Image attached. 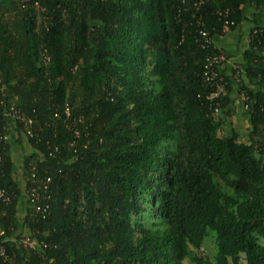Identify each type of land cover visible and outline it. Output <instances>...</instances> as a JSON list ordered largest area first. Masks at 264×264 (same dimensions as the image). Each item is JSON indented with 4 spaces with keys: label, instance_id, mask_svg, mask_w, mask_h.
Segmentation results:
<instances>
[{
    "label": "trees",
    "instance_id": "1",
    "mask_svg": "<svg viewBox=\"0 0 264 264\" xmlns=\"http://www.w3.org/2000/svg\"><path fill=\"white\" fill-rule=\"evenodd\" d=\"M199 1L0 0V187L15 195L0 239H16L0 264H264V43L244 52V137L231 85L219 114L208 99L197 43L198 27L222 34L224 9L230 31L263 27L264 0ZM13 134L34 149L21 168ZM48 178L50 214L26 195L21 216V186Z\"/></svg>",
    "mask_w": 264,
    "mask_h": 264
},
{
    "label": "built area",
    "instance_id": "2",
    "mask_svg": "<svg viewBox=\"0 0 264 264\" xmlns=\"http://www.w3.org/2000/svg\"><path fill=\"white\" fill-rule=\"evenodd\" d=\"M205 4V0H200L197 3H194L195 7H200ZM221 21L223 22V30L222 33L230 32L231 27L235 26L234 20L231 18V12L229 9H224L219 14ZM197 43L200 49L204 50L207 55L205 57V62L203 65V76L205 77V83L207 87L211 89V94L208 97L210 100H220L217 102L216 112L220 113L221 110L218 108L220 102H222L223 98L227 95V87L229 85L226 78L221 73L222 69L227 63V57L221 49H219L213 39V35H211L205 28L198 27L197 30ZM264 43V26L263 27H253L250 38H249V48H253V50H257V44ZM242 100L245 101L246 97L244 94H240ZM245 108L248 110V106L245 105ZM71 110L69 108L66 109L65 113L67 117L71 116ZM9 116L11 119H20V121H24V127L26 130L27 137H32L33 134L29 129L32 121L30 119L25 118L23 115L19 114L12 107L10 108ZM81 121V120H79ZM78 134V133H77ZM9 141V140H8ZM1 162V161H0ZM51 179H46V182L38 186L37 188H33L30 191L26 192L27 197L30 200V203L35 208V212L41 215L43 218L50 214V201L52 198V194L50 192V183ZM15 195H11L9 191L5 188L0 187V202L5 204H11L14 200ZM4 235L3 232L0 233V238ZM16 239L2 240L0 239V257L5 260V262H13L14 256H10L6 250V244L8 242H15ZM22 244L24 248L28 249H39L41 246L35 239H32L29 235L24 236L22 239ZM24 264V263H23Z\"/></svg>",
    "mask_w": 264,
    "mask_h": 264
},
{
    "label": "crops",
    "instance_id": "3",
    "mask_svg": "<svg viewBox=\"0 0 264 264\" xmlns=\"http://www.w3.org/2000/svg\"><path fill=\"white\" fill-rule=\"evenodd\" d=\"M253 11L247 13L248 17L251 18ZM254 25L251 20L244 21L236 30L227 33L216 34L213 36L215 45L224 52L227 57V63L222 69L221 73L228 80L231 85V104L230 109L232 113L228 116V125L239 133L241 137H244L246 131L250 129V116L248 110L245 108V103L240 96L239 84L243 80L244 83L249 87L250 83L246 78L245 69L247 63L244 60V52L249 50V38L250 33ZM11 146L10 154L16 166H22L25 156L34 153V149L29 144L26 137H21V142H17V136L12 135L9 139ZM23 194L20 203V214L21 216L26 212V199L25 186H21Z\"/></svg>",
    "mask_w": 264,
    "mask_h": 264
},
{
    "label": "rangeland",
    "instance_id": "4",
    "mask_svg": "<svg viewBox=\"0 0 264 264\" xmlns=\"http://www.w3.org/2000/svg\"><path fill=\"white\" fill-rule=\"evenodd\" d=\"M4 3H9L10 0H2ZM199 255L201 256H209V257H213L214 253H215V247H214V241L213 239H208L205 241L204 246L201 248V250H199Z\"/></svg>",
    "mask_w": 264,
    "mask_h": 264
}]
</instances>
